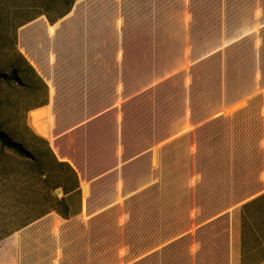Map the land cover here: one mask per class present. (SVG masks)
<instances>
[{"label": "crops", "instance_id": "0c3cea01", "mask_svg": "<svg viewBox=\"0 0 264 264\" xmlns=\"http://www.w3.org/2000/svg\"><path fill=\"white\" fill-rule=\"evenodd\" d=\"M195 7V45L211 30V51L192 56L187 32L192 23L184 21L183 66L160 80L153 71L143 83L138 24L109 23L92 9L84 22L68 24V36L44 23L19 33L20 53L49 87L47 107L60 111L55 126H47L55 156L78 178L79 196H64L69 218L53 213L63 222L59 231L68 237V253L80 254L69 259L72 264H264L263 76L258 81L255 74L249 95L232 98L221 68L210 93L214 96L217 84L223 93L200 118L189 98L193 80L183 78L180 102L167 105L182 111L178 128L172 131L169 113L163 135L157 132V85L211 57L218 56L220 66L227 62L228 49L244 43L254 27L257 9L264 28V0H196ZM148 25L154 34L158 25ZM260 40L262 45V35ZM52 48L54 63L47 72L45 50ZM146 97L152 104L140 113ZM219 124L226 127L222 137L213 128ZM241 125L260 133H245L249 127ZM210 126L211 148L205 150L199 132Z\"/></svg>", "mask_w": 264, "mask_h": 264}, {"label": "rangeland", "instance_id": "374dc122", "mask_svg": "<svg viewBox=\"0 0 264 264\" xmlns=\"http://www.w3.org/2000/svg\"><path fill=\"white\" fill-rule=\"evenodd\" d=\"M49 1L51 4L55 2V0L53 2L52 0H0V78L5 75L0 80V131L11 141L22 145L24 149L32 153L35 138H39L48 143L50 150L55 155L52 136L47 131V126L52 128L55 126L57 121H55L56 115L54 116V114H58L60 111H53L49 106L47 107L49 101V87L47 84L46 104L42 107H37L43 101L42 96L28 87L29 84L32 87L37 86L34 79L31 78L29 83L9 81L8 79L10 65L17 62L16 52L35 71L19 50V33L22 30H28L35 24L36 28H38L41 27V23H44L49 26L56 25L57 31L61 28V32L68 36V24L84 22L85 17L88 19L92 9L99 12L102 11L104 13L103 16L109 23L117 21L119 23L138 24L140 28L135 33H137V49H139L140 56L141 83L144 80H149L147 78L151 77L153 71L155 72L156 80H160L170 70L175 71L183 66L184 46L179 41L180 37L184 36L183 34L182 36L180 35L184 32L180 28L184 21L188 24L192 23L191 30L187 31L193 43L192 46H189L192 56L195 57L201 54V51L209 52L212 49L211 30L207 31V29L203 31L204 40L201 39L202 44L200 42L198 47L195 45L197 41L195 29L196 0H73L68 13L62 17L60 16L64 13L62 10L65 9V5L56 4L47 8L46 5ZM44 12L47 13L45 14ZM205 13L206 11H204L203 15L204 22L208 15ZM260 18L261 14L259 9H257L254 14L256 23L252 29L247 30L249 32L248 37L244 40V43L235 44L228 49L226 52L227 62L223 63L221 61V66L218 56L211 57L198 65L189 67L185 74H177L170 82L157 85L155 102L157 112H161L160 129L157 130L160 137L164 133V114L166 119L171 117L172 131L178 128L182 111L173 109V107L169 110L167 105L173 103V106H175V102L177 104L180 102L183 78L191 76L193 80L189 98L195 107L194 113L197 118L210 113L212 109L207 108L208 105L217 103L216 98L220 99L223 93V86L218 84L217 87L214 86V96H211L210 93L212 78H214L213 82L215 83V76L218 75V72L220 73L221 68L223 74L226 72L228 77V83L224 86V90L232 98L249 95L254 90L256 85L255 74L258 81L261 76L264 78V40L262 41L263 46L260 40L261 35L264 39V28L261 29L259 27ZM49 19L54 20V23L51 24ZM152 23L158 25L154 34L149 33L147 30L148 24ZM184 27L189 28V26ZM254 38L255 41L253 42ZM253 43H255V52L253 51ZM52 52L53 48L45 50V54H49L48 58L45 55L43 65L47 72L54 63V60L50 62ZM152 52L156 56L155 62L150 59L153 57L151 55ZM261 52L262 56H260ZM254 53H256L257 57L256 62L253 60ZM35 56L40 62V55ZM17 65L24 70L23 64L17 62ZM35 73L42 79L36 71ZM197 87L198 89H196ZM254 101L259 102L260 100L255 99ZM197 103H200V105H197ZM139 104L141 113L147 110L152 102L146 97L141 98ZM169 113L170 117L168 116ZM241 126H243L242 130H247L249 127ZM213 128L222 137L226 127L219 124ZM211 130L212 127L210 126L199 132L205 150L211 148L209 136L212 133ZM238 130L239 127H237ZM245 133L258 135L260 128L249 127ZM207 160L206 157H203L200 159L199 164L204 166ZM224 161L225 159L220 160V166H223ZM24 168L25 166L21 164V160L11 152L0 153V187L4 173L14 174L21 172ZM61 196V194L57 195L59 198ZM62 224L63 222L58 216L50 213V215H46L44 220L38 223L34 222L2 240L0 242V264H72L69 259L74 261V258L77 259L80 254L75 255L74 251L68 253V237L66 235L63 236L59 231ZM113 240V237L109 235V247H111L110 242Z\"/></svg>", "mask_w": 264, "mask_h": 264}, {"label": "trees", "instance_id": "16d2710c", "mask_svg": "<svg viewBox=\"0 0 264 264\" xmlns=\"http://www.w3.org/2000/svg\"><path fill=\"white\" fill-rule=\"evenodd\" d=\"M73 0H58L47 8L56 4L65 5L62 17L69 11ZM61 12V10H60ZM45 14L47 12H44ZM53 19V18H52ZM49 19L52 24L54 20ZM17 62L24 65V70L17 62L9 67V81L30 82L34 79L36 87L29 84L32 91L42 96V103L46 104L47 86L35 71L27 64L23 57L16 52ZM5 76V75H4ZM2 76V78H4ZM0 78V80L2 79ZM33 153L24 149L22 145L11 141L0 131V153L11 152L24 170L14 174L4 173L0 187V242L15 232L31 225L50 213H56L64 220L69 218V206L64 199L68 194L79 196V183L75 171L67 164L59 162L49 148L46 141L35 138ZM60 189L63 196L57 197L54 192Z\"/></svg>", "mask_w": 264, "mask_h": 264}, {"label": "water", "instance_id": "95a60500", "mask_svg": "<svg viewBox=\"0 0 264 264\" xmlns=\"http://www.w3.org/2000/svg\"><path fill=\"white\" fill-rule=\"evenodd\" d=\"M62 193V191L61 190H56L55 192H54V194L57 196V195H59V194H61Z\"/></svg>", "mask_w": 264, "mask_h": 264}]
</instances>
